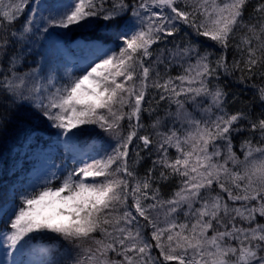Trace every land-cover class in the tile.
Returning a JSON list of instances; mask_svg holds the SVG:
<instances>
[{
    "label": "snow or ice",
    "instance_id": "1",
    "mask_svg": "<svg viewBox=\"0 0 264 264\" xmlns=\"http://www.w3.org/2000/svg\"><path fill=\"white\" fill-rule=\"evenodd\" d=\"M110 3L0 0V136L22 114L46 122L56 130V145L80 165L38 179L18 199L0 206L7 264H60L17 258L33 251V233H55L66 241V264H264V223L257 219L264 218V87L258 88L261 111L253 117L226 111L227 94L212 85L218 70L239 71L241 83L257 73L264 78V0L247 18L250 0ZM25 9L28 15L16 28ZM181 26L213 42L219 53L201 52L191 43L175 45ZM55 30L77 36L74 48L66 40H52L59 36ZM170 37L175 47L153 49ZM230 48L240 55L231 63L226 59ZM69 55L75 71L64 63ZM29 56L34 67L21 72ZM175 65L183 71L173 77ZM152 90L159 101L176 105L175 113H168L173 126L159 130L158 117L151 125L155 135H140L143 113L154 111L145 107L155 100ZM203 98L210 103L204 105ZM85 126L99 130V142L82 139L88 135ZM244 132L249 136L241 141L240 160L233 139ZM133 149L156 155L143 177L129 165ZM169 149H175L174 157ZM133 154L138 164L143 157ZM174 176L180 178L179 188L164 200L153 181ZM55 200L67 205L58 210L67 221L41 215L40 207ZM145 228H151L150 239Z\"/></svg>",
    "mask_w": 264,
    "mask_h": 264
},
{
    "label": "trees",
    "instance_id": "2",
    "mask_svg": "<svg viewBox=\"0 0 264 264\" xmlns=\"http://www.w3.org/2000/svg\"><path fill=\"white\" fill-rule=\"evenodd\" d=\"M47 2H51V0H45ZM258 0H250V3L247 6V10L245 13V18L249 14L252 13V9L255 7ZM106 6H111L110 0L109 4ZM183 7V5H181ZM25 16V15H23ZM22 23L20 26L24 23L25 18H22ZM20 26L16 27L19 28ZM195 32L187 27V26H181V31L175 36V45H179L181 48L185 45L191 43L194 45H198L201 52L204 51V49L208 48L209 50H213L217 53H219V48L216 46L215 48L212 47L213 42L207 41L204 37H199L194 34ZM243 35V32L238 33L236 38V43H239L240 36ZM70 38V41L68 42V46H71L74 48V41L78 39L77 36H74L72 34H68ZM173 38H169V42L164 43H158L156 45H153V49H170L175 47V45L171 42ZM165 55H167V52H165ZM235 56L236 59H240L239 53L236 52L234 48H230L227 53V62L231 63L233 57ZM34 57L29 56L27 58V63L20 68V70L23 72L27 70L28 67H34V64L32 63ZM35 59H39V57H35ZM213 61L216 59L215 56L211 58ZM194 58L191 61L194 63ZM7 66L6 63L4 65ZM75 66V64H74ZM186 66V65H185ZM161 70H163V66H160ZM183 69L179 67V65H175L171 67L170 69V75L175 77L179 74H181ZM220 73L219 79H212V85H219L222 87L225 91L226 95V102H225V110L229 113H235L237 111H244V112H250L253 114V117L258 115L261 111V104L258 98V88L264 87V78H261L260 75L257 73V75H253L251 79L246 80V82L241 83L240 77L241 73L239 71L231 74V75H225L223 74L222 70H218ZM76 74H79L78 72ZM244 75H247L245 73ZM211 86V85H210ZM151 95H155V100L152 101L151 105H145V107H151L154 109L151 113L144 112L142 115V123L144 125L143 129L140 131V135L149 134L154 136L155 131L151 125L153 122L159 117L162 120V125L159 130H161L163 127H165L167 124L172 123L173 118L168 115L169 112L174 113V110L176 109V105L173 103L171 105L168 104L167 101H159V96L156 95V91L152 90ZM158 102V103H157ZM204 104H207L206 101L203 100ZM32 133L36 134V137L42 141H46L44 138H42L45 134H50L51 139H53L55 134L54 129L48 128L46 122L36 120V119H30L23 114L16 118L12 124L9 125L8 131L6 134L0 136V165H3L6 167L8 164H10V161L14 158V156L17 154L16 148L20 147L26 138H28ZM249 136L248 132H244L239 136H236L233 139V151L239 155V157H242V151L240 148L241 141L244 138H247ZM258 139V134H256L253 137L254 143ZM138 143V141H137ZM56 152L53 153L54 157L51 158L54 160H57V164L60 168L59 174H66L68 170H71L72 165L70 163V160L68 158L67 153L63 151L62 146H57ZM139 151L140 156L143 157V160L141 159L138 164H134L135 156L134 152ZM172 152V150H171ZM71 155V154H70ZM156 156L153 154L149 156L148 152L143 149H133L132 152H130V159H129V165L132 167V169L136 172V174L140 177L145 176L146 171L148 168L152 166V160L155 159ZM28 161H25L23 163L24 169L28 166ZM65 167V168H64ZM156 176L159 175V169L155 173ZM59 180H55L53 182V186H58ZM180 185V178L177 176L171 177L168 181H159L154 180L153 181V187H159L160 190V197L164 200L169 199L174 191L178 190ZM13 188V182L8 177L7 171L0 172V206H4L6 203H9L13 197L15 196L17 199L19 197V194L22 190L16 188ZM14 192V196H11V192ZM129 197V205H131L132 200ZM183 218V216H182ZM2 219V218H1ZM258 221L261 223H264V218L257 217ZM141 222L143 223V220L141 218ZM4 228V224L0 223V229ZM146 231V228L144 229V232ZM145 234V233H144ZM41 238L42 240H45L49 244V248L52 251L53 257L52 260H56L57 258H61L63 261L60 262V264L64 263V257H58L57 255H63L67 249L70 248V246L67 244L66 241H59L56 240L58 238H61L58 234L55 233H45L42 235H39L36 239ZM58 243V244H55ZM155 252V253H154ZM151 255L156 257L158 255V250L154 251V248L151 252ZM67 256V255H66ZM121 259V257H117ZM66 260H69L66 258ZM169 264H175V262H169Z\"/></svg>",
    "mask_w": 264,
    "mask_h": 264
},
{
    "label": "rangeland",
    "instance_id": "3",
    "mask_svg": "<svg viewBox=\"0 0 264 264\" xmlns=\"http://www.w3.org/2000/svg\"><path fill=\"white\" fill-rule=\"evenodd\" d=\"M38 2L39 3H45L47 1L38 0ZM46 14L47 13H45V15ZM24 15L25 16L22 15L20 17V19L16 23L15 27L20 26V24L22 23V20H21L22 18H26V16L28 15L27 9H25ZM55 32L59 33V36L54 34L51 37L52 40L61 39L62 41H64V40H66L67 42L70 41V39H66V38H70L68 35L64 36V30H55ZM207 41H209V40H207ZM66 46H68V44ZM64 63L67 66L69 71H75V66H74L75 58L74 57H72L71 55L67 56L65 58ZM63 71H64V68L63 67L60 68V72L63 73ZM203 100L207 102V104H204V105H208L210 103L209 98H203ZM186 107H188L189 111L192 110L190 104H186ZM175 111H176V109L174 110V113H175ZM172 126H173V121H172V123H169L165 127H163L161 129V131L167 130V128L172 127ZM179 126L180 125L177 122L175 124V127H179ZM85 127L88 129V135L83 137L82 139H87L89 143H91L92 140H96L97 142H99V137H97L95 134V132H98L99 130L96 129L95 131H92L95 128V126H85ZM54 131L56 132L55 129H54ZM53 135H54L53 136L54 138L51 139L50 134H45L42 138H44L46 141H42V140H40V138L38 139L36 137V134L32 133V135H30L28 138L25 139L24 143L20 147L16 148L17 154L10 161V164H8L6 167H4L3 165H0V172H5V170H6L8 177L13 182V188L12 189H15V191H16V188H18V189L23 191V189L28 187V185H30L31 183L36 182L38 179H42V178L48 176L52 172H59L60 171V168L57 164L58 163L57 160H54L51 158L52 156L54 157L53 153L56 152L55 147L58 146L55 143L57 137L55 134H53ZM89 137H90V139H89ZM114 144H115V142L113 141V146H114ZM171 150H172V152H171ZM67 155H68V158H69L70 163L72 165L71 169L80 166L77 163H73L70 154L67 153ZM153 155L156 156L155 153H153ZM169 155L174 157L176 155L175 149H169ZM236 155L239 157L238 154H236ZM241 156L242 157H239V158H240V160H243L244 159L243 153ZM25 161H28L29 163L27 165L28 167L24 169L23 163ZM229 166L231 167V165H229ZM240 170L241 171L243 170L242 166H241ZM15 191L12 190L10 197L14 196ZM60 208H67V205L65 203L59 201V200H55L52 203L45 202L40 207L39 210H40L42 216L53 217L56 221H67L69 219V217L60 215L58 213V210ZM133 211H134V209H133ZM159 211H160V220L163 221L164 220V212H163V210H159ZM183 219L184 218H182V216H181L180 220L183 221ZM0 223H3V219H1V218H0ZM144 233H145V236L150 239L151 228H146V231ZM43 234H45V233H43ZM30 235L39 237V235H42V234L41 233H33ZM43 237L44 236L31 241L30 247L33 249V251L25 252L23 255L17 254V258L19 260H23V261H29V260L39 261L41 259L52 260L53 257H55V256L53 255L52 251L49 248L50 243L48 244L47 241L42 240L41 238H43ZM56 240L63 241L62 238H58ZM152 243L154 244V241ZM55 244H58V243H55ZM41 249H49L50 251L47 253H42ZM155 250H157V249L154 248V251ZM71 255L74 256L75 253L73 252V253H71ZM57 256L58 257H64L65 261L63 264H66V262L68 261V260H66V258L67 259L70 258L68 255L66 256L65 254L57 255ZM156 256H158V255H156ZM109 257L111 259L119 260V258H117L118 256H116L114 253H109ZM8 259L9 258L5 255V246L0 245V264H7ZM56 260L59 262L63 261L61 258H57Z\"/></svg>",
    "mask_w": 264,
    "mask_h": 264
}]
</instances>
